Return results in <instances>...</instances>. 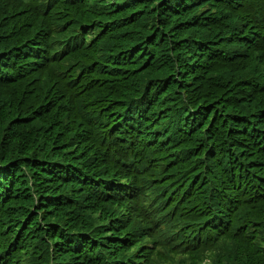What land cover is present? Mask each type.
Returning a JSON list of instances; mask_svg holds the SVG:
<instances>
[{
    "label": "trees",
    "instance_id": "1",
    "mask_svg": "<svg viewBox=\"0 0 264 264\" xmlns=\"http://www.w3.org/2000/svg\"><path fill=\"white\" fill-rule=\"evenodd\" d=\"M22 251L264 264V0H0V264Z\"/></svg>",
    "mask_w": 264,
    "mask_h": 264
},
{
    "label": "rangeland",
    "instance_id": "2",
    "mask_svg": "<svg viewBox=\"0 0 264 264\" xmlns=\"http://www.w3.org/2000/svg\"><path fill=\"white\" fill-rule=\"evenodd\" d=\"M254 31H255V29L253 30V33L250 35L252 38H254V36H256ZM18 141H19V143L21 142L20 139ZM12 143H13L12 137H9L8 141L4 143V146L9 153L15 152L17 154V152H23V153L25 152V146H24L25 144L24 143L22 144L24 146V148L20 147V150H17V149L15 150L14 149L15 145H11ZM209 261L210 260L208 258H206L203 262H204V264H208ZM157 264H159V263L157 262Z\"/></svg>",
    "mask_w": 264,
    "mask_h": 264
},
{
    "label": "bare ground",
    "instance_id": "3",
    "mask_svg": "<svg viewBox=\"0 0 264 264\" xmlns=\"http://www.w3.org/2000/svg\"><path fill=\"white\" fill-rule=\"evenodd\" d=\"M172 78H173V77H172ZM160 96H161V95H160ZM154 99H155V98H154ZM175 102H176V101H175ZM169 103H170V102H169ZM173 104H174V103H173ZM173 104H172V105H173ZM169 110H170V109H169ZM156 120H158V119H156ZM166 120H167V119H166ZM161 121H162V120H161ZM205 121H206V120H205ZM93 128H94V127H93ZM141 129H142V128H141ZM142 130H143V129H142ZM74 140H75V139H74ZM189 173H190V172H189Z\"/></svg>",
    "mask_w": 264,
    "mask_h": 264
}]
</instances>
